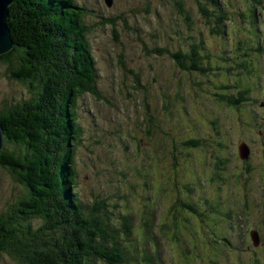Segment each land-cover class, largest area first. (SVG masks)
Masks as SVG:
<instances>
[{
    "label": "rangeland",
    "instance_id": "obj_1",
    "mask_svg": "<svg viewBox=\"0 0 264 264\" xmlns=\"http://www.w3.org/2000/svg\"><path fill=\"white\" fill-rule=\"evenodd\" d=\"M74 1L79 8L87 10L86 39L95 63L97 90L102 97L96 100L87 95L76 103L82 136L77 145L72 143L75 145L72 156L80 201L89 204L99 196L109 208H115V215L130 216V240L134 238L138 248L143 247L142 224L147 223L146 229L150 225L149 234L152 233L153 239L150 243L155 245L160 264H264V227L257 220L264 217V205L239 204L247 209L243 211L232 205L236 196L244 192L237 173H242L240 165L234 161L231 169L237 172L225 174L224 180L213 184L206 181L212 167L204 151L208 150L206 145H210L214 134V127L210 125L213 118L219 119L221 127L214 139L228 136L241 140L248 134H241L237 125L232 128L229 114L226 116L222 106L214 103L211 91H215L219 78L221 83L226 80L213 74L206 81L202 79L203 85L198 88L189 81L179 83L177 69L165 53H159L164 47L201 42L214 53L222 46L227 48L220 45L227 41L216 37L214 30L221 34L234 33L230 39L234 50L236 42L247 31L237 34L238 28L247 25L243 19L247 8L260 3L257 15L264 20V0H219L222 11L216 13L226 16L219 25L215 18L208 24L199 12V6L214 11L210 0H113L110 8L103 0ZM177 3L184 5L189 21L178 12ZM18 69L0 61V108L31 97L26 85L12 76ZM135 75L139 77L138 84ZM149 121L156 134L151 138L147 136V132L152 134ZM187 122L196 124L197 129H191ZM169 136L177 145L190 136L202 140L203 154L201 150H193L191 158L178 156L175 167L168 160L164 177L170 182L167 176L172 178L174 171L180 184L198 177L204 184L198 192L191 189L187 193L183 187H172V183L158 192L162 173H158L157 167L152 170L151 166L154 157L164 154V145L169 147ZM153 147L158 150L156 155ZM254 156V163H259L258 156ZM259 170L257 167L253 177H259ZM250 187L261 191L252 183ZM22 191V185L0 167V212L12 206ZM217 198V212H211L209 202L212 199L214 208ZM180 202L191 203L197 214H185ZM33 223L36 225V221ZM247 228H261L257 248L252 246ZM0 264L13 262L3 256Z\"/></svg>",
    "mask_w": 264,
    "mask_h": 264
},
{
    "label": "trees",
    "instance_id": "obj_2",
    "mask_svg": "<svg viewBox=\"0 0 264 264\" xmlns=\"http://www.w3.org/2000/svg\"><path fill=\"white\" fill-rule=\"evenodd\" d=\"M210 3L211 12L199 6L208 24L222 11L219 0ZM258 6L252 4L248 17ZM177 8L189 21L184 5L177 3ZM86 15L74 0H15L9 7L6 24L14 48L0 61L19 68L12 76L31 97L0 108V167L23 187L18 200L0 212V257L13 264H160L150 225L142 224L143 247L138 248L130 240V216L115 215L99 196L85 204L76 192L72 153L82 136L76 103L87 95L102 98L86 39ZM225 18L218 15L216 24ZM217 32L226 41L228 33ZM168 50L159 53L167 56ZM134 79L138 84L139 77Z\"/></svg>",
    "mask_w": 264,
    "mask_h": 264
},
{
    "label": "flooded vegetation",
    "instance_id": "obj_3",
    "mask_svg": "<svg viewBox=\"0 0 264 264\" xmlns=\"http://www.w3.org/2000/svg\"><path fill=\"white\" fill-rule=\"evenodd\" d=\"M251 11L252 9L248 7L246 16H243L247 25L238 28L237 34H241L245 29L247 31L246 34H242L240 41L236 42L234 50H231V40L227 37V42L220 43V45H227V48L222 46L215 53L213 50L207 49L201 42L199 45L191 43L185 46L179 45L167 48L169 49V54L166 57L170 64L177 69L179 83L181 81H189L193 87L198 88L203 85L201 83L202 79L206 81V77L213 74L214 76H223L226 80V82L221 83L219 78L215 84V91H211L214 103L222 106L226 116L229 114L228 117L232 128L237 125L241 134H248L246 135L247 138L241 140H235L228 136L223 139H214V134L219 135L221 127L219 119L213 118L210 125L214 127V134L210 145H206L208 150L204 151L205 155H208V161L212 167L209 172L210 177L206 181H210L213 184L215 181L224 180L225 174L237 172L235 169H231L234 161H236L242 171V173H237L244 184V192L235 198H243V201L236 202L234 199L232 205L239 207L242 211L247 209H242L239 204L244 206L249 203L264 205V20L257 15V10L248 17ZM254 15L256 19L252 20ZM217 16L215 13L214 17L217 18ZM215 35L219 39L221 38L219 32ZM233 35L234 33H232V37ZM176 59H178V62H176ZM181 65H183L182 69ZM202 66H205V68ZM212 87L214 88V85ZM187 123L191 129H197L196 124ZM149 125L151 128V122H149ZM254 127L258 129L255 130ZM151 133L150 138L152 135H156L152 128ZM158 133L161 135L162 132L159 131ZM169 137V147L167 144L164 145L166 146L164 154L158 155L156 159L154 157V164L152 163L151 166L152 170L157 167V169H160L158 173H162L159 176V178L162 177L163 179L162 181L160 180V190L163 191L166 185L172 183V187L176 189L183 187L187 193L192 190L198 192L204 185L198 177L193 176L190 182H183L182 184L179 183V179L176 178L177 173L174 171L172 178L167 176L170 182H167L164 177L166 176L165 170L168 169L166 164L168 160L172 162V167H175L178 164V156L191 158L194 153L193 150L199 151L202 149V140L196 136H190L177 145L176 141L171 136ZM243 148L247 150L245 158H242L240 153ZM183 149L192 151L188 153ZM153 153L155 155L158 153L155 147H153ZM201 154H203L202 150ZM254 155L258 156L259 163L257 164L254 163ZM159 166L161 167L159 168ZM257 167L260 169L258 172L259 177H253ZM250 183L257 188L259 186L261 191L258 189L252 190ZM253 193L257 197L253 196ZM209 203L210 211L215 212L218 209L219 199L217 198L214 201V208L212 207V199ZM180 208L185 214H197L196 208H193L191 203L180 202ZM257 220H260L261 227H264V217L262 216ZM247 232L249 236L252 232H256L261 241V228H247ZM214 237H216L215 233Z\"/></svg>",
    "mask_w": 264,
    "mask_h": 264
},
{
    "label": "water",
    "instance_id": "obj_4",
    "mask_svg": "<svg viewBox=\"0 0 264 264\" xmlns=\"http://www.w3.org/2000/svg\"><path fill=\"white\" fill-rule=\"evenodd\" d=\"M15 0H0V57L6 55L14 48V44L10 37V31L6 24V19L8 17L9 7L14 3ZM107 8L112 7L113 0H103ZM4 146V135L3 130L0 125V150ZM240 153L242 158H245L247 155L246 149H241ZM251 244L254 248L260 245V240L256 232L250 234Z\"/></svg>",
    "mask_w": 264,
    "mask_h": 264
}]
</instances>
